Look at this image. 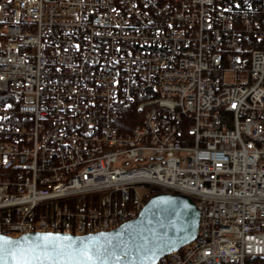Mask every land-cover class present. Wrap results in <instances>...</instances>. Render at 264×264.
I'll list each match as a JSON object with an SVG mask.
<instances>
[{"label":"built area","instance_id":"obj_1","mask_svg":"<svg viewBox=\"0 0 264 264\" xmlns=\"http://www.w3.org/2000/svg\"><path fill=\"white\" fill-rule=\"evenodd\" d=\"M153 188L200 210L157 264L264 258V0H0V234L109 231Z\"/></svg>","mask_w":264,"mask_h":264},{"label":"water","instance_id":"obj_2","mask_svg":"<svg viewBox=\"0 0 264 264\" xmlns=\"http://www.w3.org/2000/svg\"><path fill=\"white\" fill-rule=\"evenodd\" d=\"M199 222L200 210L193 199L186 195L157 193L148 199L134 219L109 231L84 235L30 232L18 237L0 234L4 242H15L11 245L5 244V247L14 250L17 256V260L6 256L2 264H23L20 260L21 253L29 257L34 254L42 256L45 241L39 238L46 236L70 237L71 241L57 243L66 245L74 242L77 248L81 247L80 241H84L101 249L116 243L130 249L127 256L118 250L115 256L119 259L109 260L107 264H157L162 257L194 241L198 234ZM38 244L40 248H36ZM28 264H69V262L65 257L61 261L29 260Z\"/></svg>","mask_w":264,"mask_h":264},{"label":"snow or ice","instance_id":"obj_3","mask_svg":"<svg viewBox=\"0 0 264 264\" xmlns=\"http://www.w3.org/2000/svg\"><path fill=\"white\" fill-rule=\"evenodd\" d=\"M45 241L42 248V256L40 254H34L31 257L23 255L21 253L20 260L23 264H28L29 260H51V261H61L63 258L67 257L69 264H107L109 260L119 259L115 256V253L119 250L124 256L129 255L130 249L123 247L120 243L114 245L110 244L103 249L96 247L95 245L85 243L80 241L81 247L77 248L75 243L59 244L58 241H71L70 237H53L46 236L39 238ZM94 239V238H90ZM15 242L7 241L4 242L0 238V264L5 261L6 256H10L13 260H17L15 251L5 247V244L11 245ZM38 244L36 248H40ZM146 249V246H144ZM140 249L138 248V251ZM35 251V250H33Z\"/></svg>","mask_w":264,"mask_h":264},{"label":"trees","instance_id":"obj_4","mask_svg":"<svg viewBox=\"0 0 264 264\" xmlns=\"http://www.w3.org/2000/svg\"><path fill=\"white\" fill-rule=\"evenodd\" d=\"M4 95H7L4 94ZM4 97V96H3ZM161 189L160 188H153L152 189V194H157L160 193ZM244 264H264V258H259V257H249L245 260Z\"/></svg>","mask_w":264,"mask_h":264}]
</instances>
